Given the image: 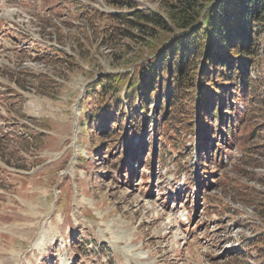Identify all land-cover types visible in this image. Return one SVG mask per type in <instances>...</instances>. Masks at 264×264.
<instances>
[{
	"label": "rangeland",
	"instance_id": "obj_1",
	"mask_svg": "<svg viewBox=\"0 0 264 264\" xmlns=\"http://www.w3.org/2000/svg\"><path fill=\"white\" fill-rule=\"evenodd\" d=\"M130 1L167 19L173 5ZM121 13L122 0H0V264H264V72L256 92L239 85L229 135L200 104L165 125L163 104L133 136L105 115L168 37Z\"/></svg>",
	"mask_w": 264,
	"mask_h": 264
},
{
	"label": "trees",
	"instance_id": "obj_2",
	"mask_svg": "<svg viewBox=\"0 0 264 264\" xmlns=\"http://www.w3.org/2000/svg\"><path fill=\"white\" fill-rule=\"evenodd\" d=\"M172 1L173 5L167 9V19L157 12L136 10L137 5L134 2L122 0L129 13L118 14L116 21H127L132 28L143 31L148 30L149 25H154L162 30L168 39L162 48L154 52L156 55L149 61L148 67L135 75L141 78L142 86L137 84L136 78L130 79L132 93L127 97V104L118 111L112 107L107 113L109 116H105L110 118L112 115L113 125L121 129L123 121L116 117H119V114L125 115L127 121L130 119V134L135 136L150 127L151 122L147 117L150 106L161 112L160 106L164 104L166 109L161 117L170 110L166 125L174 122L175 109L188 105L193 108L200 104L202 120L205 121L204 117L215 118L219 134L224 137V130H227L229 135L227 119L231 118V115L225 112H233L230 104L237 98L239 85L240 92L243 85L250 86L251 91L256 92L254 88L260 84L256 85V81L252 80L251 70L264 72L260 41L264 34V0ZM115 36L134 37L129 29L122 27H117L115 32H112L111 37ZM199 57L202 58L200 68ZM118 82L117 79L107 81L106 84L110 88L104 93H115L114 86ZM152 98L153 103L148 106L147 103L152 102ZM192 114L194 115V112ZM93 118L94 116L88 118L89 127ZM96 118L98 119V116ZM137 118H141L140 121ZM141 121L144 123L143 128L142 125L138 127ZM97 122L96 120V124ZM157 122L158 120L154 121L155 124ZM205 129L207 132L209 128ZM113 134L116 135L112 132L107 135V139L113 141ZM205 135L207 134L204 133L203 136ZM119 145H122V141ZM262 148L264 150V147ZM263 150L258 149L264 155ZM125 154L123 153V156ZM260 182L264 185V178H261Z\"/></svg>",
	"mask_w": 264,
	"mask_h": 264
},
{
	"label": "bare ground",
	"instance_id": "obj_3",
	"mask_svg": "<svg viewBox=\"0 0 264 264\" xmlns=\"http://www.w3.org/2000/svg\"><path fill=\"white\" fill-rule=\"evenodd\" d=\"M45 241V240H44ZM46 242V241H45ZM133 258V257H132Z\"/></svg>",
	"mask_w": 264,
	"mask_h": 264
}]
</instances>
